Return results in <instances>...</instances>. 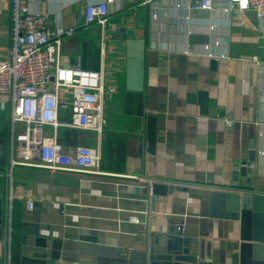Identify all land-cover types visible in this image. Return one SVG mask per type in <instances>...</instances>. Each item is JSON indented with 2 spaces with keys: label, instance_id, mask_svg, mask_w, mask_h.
Returning a JSON list of instances; mask_svg holds the SVG:
<instances>
[{
  "label": "crops",
  "instance_id": "1",
  "mask_svg": "<svg viewBox=\"0 0 264 264\" xmlns=\"http://www.w3.org/2000/svg\"><path fill=\"white\" fill-rule=\"evenodd\" d=\"M194 1L29 0L34 11L47 14L52 32L74 29L62 38L65 62L102 72L106 84L110 114L101 141L66 129L61 142L69 152L80 144L100 143L102 150L105 134L119 133L126 160L123 172L103 171L100 162L101 173L90 176L13 169L11 101L0 97V198L9 193L8 238L18 240L17 255L21 217L32 214L26 201L33 199L41 231L75 254L48 264H93L91 244L80 243V235L144 251L180 225L198 264H240L241 223L220 216L219 200L217 217L210 215L208 186L230 183L235 162L246 161L254 164L255 189L264 192V21L254 11L225 12L231 0H212L210 11L193 13L188 5ZM98 2L108 4L104 27L86 22L88 4ZM11 6L12 0H0V58L12 44ZM143 47V89L130 90L139 83L130 62ZM152 178L174 182L175 190L152 203Z\"/></svg>",
  "mask_w": 264,
  "mask_h": 264
},
{
  "label": "built area",
  "instance_id": "2",
  "mask_svg": "<svg viewBox=\"0 0 264 264\" xmlns=\"http://www.w3.org/2000/svg\"><path fill=\"white\" fill-rule=\"evenodd\" d=\"M11 7L12 44L7 56L0 58V97L11 101L10 167L100 174V143L97 147L76 145L69 152L61 137L62 129L82 130L94 133L101 141L106 124L103 73L65 62L62 38L72 35L74 29L52 32L47 14L34 11L29 0H12ZM212 8V0H195L188 5L197 14ZM86 9L88 24L105 26L107 2L89 3ZM224 10L254 11L264 21V0H231ZM204 49L208 51L209 46ZM248 166L252 168L254 164ZM34 207L35 201L28 199L26 208L33 211ZM141 227L144 230V225ZM4 247L1 240L0 264H4Z\"/></svg>",
  "mask_w": 264,
  "mask_h": 264
},
{
  "label": "water",
  "instance_id": "3",
  "mask_svg": "<svg viewBox=\"0 0 264 264\" xmlns=\"http://www.w3.org/2000/svg\"><path fill=\"white\" fill-rule=\"evenodd\" d=\"M145 49L130 62L134 64L132 73L139 80L135 88L129 87L130 90L143 89L141 78L144 74ZM235 163L230 183L208 186L212 190L210 215L217 217L213 210L219 200L225 208V213L220 216L239 220L241 223L240 264H264V192L255 189V172L249 168L248 163ZM148 182L150 185L147 187V193L152 203L175 190L174 182L168 180L152 178L148 179ZM11 206L7 193L4 199L0 198V241L5 243V264H8V257L11 259L13 243V238H8L12 224ZM31 213L21 217L18 264H48L49 260L57 261L75 255L68 247H64L63 241L53 239L41 231V219L35 207ZM78 241L91 244L87 254L93 258V264H198L197 257L190 251L191 241L183 235L181 225L166 235L165 240L161 241L159 237L151 240L144 251L107 247L99 243L97 238L85 235H80Z\"/></svg>",
  "mask_w": 264,
  "mask_h": 264
},
{
  "label": "trees",
  "instance_id": "4",
  "mask_svg": "<svg viewBox=\"0 0 264 264\" xmlns=\"http://www.w3.org/2000/svg\"><path fill=\"white\" fill-rule=\"evenodd\" d=\"M103 140L101 169L108 172H123L126 160L124 136L111 132L105 134ZM17 241L16 237H13L10 264H18Z\"/></svg>",
  "mask_w": 264,
  "mask_h": 264
},
{
  "label": "rangeland",
  "instance_id": "5",
  "mask_svg": "<svg viewBox=\"0 0 264 264\" xmlns=\"http://www.w3.org/2000/svg\"><path fill=\"white\" fill-rule=\"evenodd\" d=\"M106 102L107 103H112V102H110V101H108V100H106ZM107 113H109L110 114V111L108 112V111H106V115H107ZM106 126V125H105ZM105 126H104V128H105ZM64 130H66V129H62V131H64Z\"/></svg>",
  "mask_w": 264,
  "mask_h": 264
}]
</instances>
